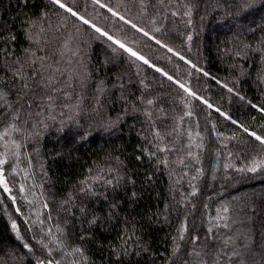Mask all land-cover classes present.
Here are the masks:
<instances>
[{
    "label": "trees",
    "instance_id": "obj_1",
    "mask_svg": "<svg viewBox=\"0 0 264 264\" xmlns=\"http://www.w3.org/2000/svg\"><path fill=\"white\" fill-rule=\"evenodd\" d=\"M62 2L153 67L0 0V264H264V0Z\"/></svg>",
    "mask_w": 264,
    "mask_h": 264
},
{
    "label": "snow or ice",
    "instance_id": "obj_2",
    "mask_svg": "<svg viewBox=\"0 0 264 264\" xmlns=\"http://www.w3.org/2000/svg\"><path fill=\"white\" fill-rule=\"evenodd\" d=\"M51 2L53 4H56L59 8L63 9L64 11L70 13L71 16L75 17L76 19L80 20L83 24H86V25H89L90 27H92L96 32L100 33V35L102 36H106L108 40L112 41V43L114 44H117L120 48L124 49V51L128 52L130 56L132 57H135L137 60H141L143 61L144 64H149V61L147 59H145L143 56L139 55L137 52L133 51L131 48H127L125 47V45L123 43H121L120 41H117V40H113V37L108 35L106 32H102L101 29L99 27H96L95 25H92L89 23V21L87 19H84V17L78 15V12L73 10L71 7H67L63 2L62 0H51ZM93 3H99V0H93ZM100 7H105V5L103 4H100ZM109 11H112V9H109ZM113 15H116L115 12H112ZM121 19H123V17H121ZM127 22V21H125ZM132 27H136L135 25H132ZM137 31H141V29H137ZM144 35H148L147 32L144 33ZM151 38V37H150ZM189 40H191V36L188 37ZM156 43H160L159 40L156 41ZM162 47H164L165 45H161ZM168 51L169 52H173V50L171 48H168ZM174 55H177V53H173ZM41 60L44 59V57H41L40 58ZM180 59L181 60H184V57L183 56H180ZM34 63V61H33ZM185 63H189L188 61H185ZM149 67H153V65H150L149 64ZM192 67H195V65H192ZM157 72H161V69L160 68H156L155 69ZM197 71H200L199 68H196ZM162 75H166L167 78L169 80H173L172 76H169L167 75V73H161ZM205 75H208L207 73H205ZM54 80V77H50L49 78V81H53ZM174 83H178L177 81H173ZM23 87L24 88H28L29 85L27 83H24L23 84ZM179 87L183 88L185 92H187L189 95H193L195 96V93H192L190 92V90L188 88H186L184 86V84H179ZM50 91L53 92V95H48V96H45L43 97L44 100L47 101L48 104H54L55 103V100H56V96H55V87L53 86L52 88L49 89ZM229 92H232L233 90L231 88L228 89ZM196 99H201L200 97L196 96ZM148 104H152V101L151 100H148L147 101ZM202 103H206L207 104V101H203L202 100ZM209 108L212 107L211 104H208L207 105ZM29 107H31V105H29ZM253 107H255V105H253ZM9 108H11V105H9ZM262 112H264V109H258ZM217 111H219V109H217ZM39 114V113H37ZM220 115L224 116L225 119H230V117H228L225 113L221 112ZM7 117L10 118V123L8 124L7 128H5L4 132L2 134H0V139H3L4 137H7L9 136V134L11 132H19L20 129L19 127L17 126V121H23L24 123H27L28 121L24 120L23 118V114H22V109L21 110H14L12 113H9V114H6ZM233 124L236 123V121H232ZM245 132L248 133L249 136H252L254 137L257 141L260 142V144L264 145V136H260V135H257L255 132H250L247 128L244 129ZM16 147H19V145H16ZM0 163H3V161H0ZM254 165H255V162H253ZM250 171H255L256 170V166L252 167L249 169ZM0 184H3L4 186V191L7 192L9 191L7 185L3 182V180H0ZM195 194V193H193ZM226 211V209H225ZM17 225L15 223L12 224V228L13 229H16ZM19 235V234H17ZM83 239V237H82ZM229 241H225V243L227 244ZM24 247L25 248H29V245L27 243L24 244ZM30 250V249H29ZM74 252H80L81 250L79 248H76L73 250ZM51 253H49L50 255ZM197 255H199V253H197ZM233 255H237V253L233 252ZM37 264H60L59 261H53L51 259L47 260L46 262L43 261V260H38Z\"/></svg>",
    "mask_w": 264,
    "mask_h": 264
},
{
    "label": "rangeland",
    "instance_id": "obj_3",
    "mask_svg": "<svg viewBox=\"0 0 264 264\" xmlns=\"http://www.w3.org/2000/svg\"><path fill=\"white\" fill-rule=\"evenodd\" d=\"M0 180H4V177L1 174V171H0Z\"/></svg>",
    "mask_w": 264,
    "mask_h": 264
}]
</instances>
